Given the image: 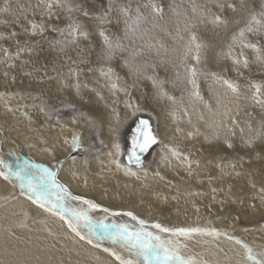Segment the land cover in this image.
Wrapping results in <instances>:
<instances>
[{"label": "bare ground", "instance_id": "1", "mask_svg": "<svg viewBox=\"0 0 264 264\" xmlns=\"http://www.w3.org/2000/svg\"><path fill=\"white\" fill-rule=\"evenodd\" d=\"M181 1L63 0L49 15L40 0H0V8H9L0 12V160L6 164L0 172L9 175H0V264H119L116 256L129 259V252L100 224L138 227L128 216L111 215L129 210L154 233V223L214 229L217 234L189 238L158 233L178 239L186 245L181 253L203 264H241L244 250L229 237L264 250V107L251 99L252 84L264 99V61L232 39L253 14L264 24V0H186L188 11L177 6ZM152 5L159 11L149 12ZM215 16L227 24L213 25ZM29 21L43 24V33L32 34ZM74 23L88 35L73 43ZM253 29L241 39L264 55V27ZM193 35L205 45L198 63ZM237 58L248 66L234 64ZM223 80L238 85V94ZM141 120L156 142L137 165L129 156ZM73 133L81 137L79 149L65 143ZM44 168L72 196L100 206L59 202L92 218L93 225L81 221L78 228L91 244L29 198L28 181ZM95 245H110L115 255Z\"/></svg>", "mask_w": 264, "mask_h": 264}, {"label": "snow or ice", "instance_id": "2", "mask_svg": "<svg viewBox=\"0 0 264 264\" xmlns=\"http://www.w3.org/2000/svg\"><path fill=\"white\" fill-rule=\"evenodd\" d=\"M40 3L45 7L48 14L51 15V9L53 8V5L58 6H65L63 3V0H40ZM219 7L223 8L224 5L221 4ZM228 8H231L235 10V5L229 3L227 5ZM153 11H159V9L156 8L155 5H152ZM24 8L20 7L19 11L21 13L24 12ZM9 11V8L7 6L0 8V12L7 13ZM121 11H125L124 9H121ZM84 15L87 16L88 13L84 12ZM261 17H264V12L260 13ZM26 19V17H25ZM210 22L213 25L219 26L221 24L226 25L227 21L222 20L220 16H215L214 19H211ZM31 27L32 34H36L37 31L40 33H43L44 25L43 24H37L33 21L28 22ZM253 24L261 25V27H264V24H262L261 20L257 19L256 15L253 14L251 17V20L249 21V24L246 29H241L239 31L238 36L234 35L232 37L233 42H236L237 39H240L241 44L245 48H252L254 49L258 55L256 56V59L259 61H264V55L260 54V49L257 48L255 44L250 43H244L243 38L245 31L252 32ZM29 29L25 28V31L27 32ZM61 34L63 35V30H61ZM69 36H72L74 39L71 42H75V37L77 35L87 37V32L83 31L81 29V26L77 23L69 25L68 30ZM100 36L104 40V44L106 46V49L108 51H111L113 48L112 42L109 40V38L104 34L103 31H101ZM13 35H15L13 33ZM190 45H194L196 55L193 57L197 63L200 60V53L201 50L205 47L202 43L197 42V38L195 35L191 37ZM119 45H117L118 47ZM191 51V47L189 48ZM20 51H23V49H20ZM229 55L231 53L229 52ZM241 57H243V53L240 54ZM241 62H243L244 67L248 66V60L246 58L241 59L237 58L233 61L234 64L239 65ZM109 72H111V69H109ZM103 74V73H102ZM190 74L192 77H195L196 70L191 69ZM215 75V74H213ZM190 83H193L195 86V80L191 79L189 81ZM223 83L227 86L228 89H230L233 93L238 94V85L234 84L233 82L229 80H223ZM115 87V85H113ZM252 88L255 89V91L252 93L251 99L256 103L259 104L261 107H264V99H261V86L258 84H252ZM43 111V109H41ZM75 122V120H74ZM146 126V122H142ZM233 123H236L235 120H233ZM243 131V130H242ZM260 133H258L259 135ZM81 137L78 133H73L72 139L66 140L65 143L69 145L70 148L73 149H79L81 147L80 143ZM156 140L154 137L151 136L150 133L145 135L144 143L140 144V150L144 151L147 149L150 144L155 143ZM249 145L252 143V140L250 139L247 141ZM229 147H232L231 144L228 145ZM117 150L119 149V145H115ZM111 155V154H110ZM173 155H176L175 152H173ZM133 156H135V153L129 156L130 162H135L137 165L140 164L139 157L136 156L135 160L133 161ZM113 163H116L117 168H120L121 165L118 161H112ZM0 166H5L6 164L4 161L0 160ZM126 175H136L135 172H132L130 169L125 170ZM0 175H3L5 179H9V175H4V173L0 172ZM18 179H22V176L20 173L15 174ZM23 186V184H22ZM27 189L29 193V198L32 199V202L34 204H38L41 208H44L45 211L52 212L54 215H59L61 220H64L65 223L68 224L71 231H73L81 240L85 239V236L81 235L78 231V228L81 226V221H83L84 227H90L93 225L92 218L87 215V212L83 209H76V208H69L64 204H60V201L66 200L68 198L81 201L83 204H86L89 206V209H98L100 206L93 203L91 200L84 199L80 196H72L71 192L68 190V188L62 184H60L55 179V173L53 171H50L49 169H42L41 175L38 180H29L27 184ZM215 191V189H213ZM55 195V201H53L52 197ZM51 204V207H46L45 204ZM59 208V212L53 211V209ZM105 213L109 212V209L104 208L102 209ZM65 214H70L71 219H67ZM111 215L118 216V215H124L131 218V220L136 221V224L138 227H134L133 225H130L128 223H113L111 225L108 224H100V230H102L108 239H110L114 244L119 245L120 248L126 250L129 252L130 258L124 259L120 256H116V259L119 261V264H203L202 261L197 260L194 257L191 256H184L180 249L182 247H185L186 245H182L180 241L172 240V239H163L161 235L158 233H167L170 236L175 237H185L189 238L193 234H201V235H213L217 234L216 231L213 230H206L198 227H165L159 223L153 224L152 227L157 229L158 232L154 233L152 231L146 230V222L144 220L139 219L132 211L127 212H111ZM90 231L94 233L96 229L94 227L90 228ZM229 239H234L237 244H239L243 248V254H242V261L241 264H264V250H261L257 252L252 246L248 245L247 243L241 241L240 239H237L235 237H229ZM88 243L91 244L92 240L88 239ZM99 246V245H95ZM105 252H109L111 255H115L114 252H111L110 249L105 248Z\"/></svg>", "mask_w": 264, "mask_h": 264}, {"label": "water", "instance_id": "3", "mask_svg": "<svg viewBox=\"0 0 264 264\" xmlns=\"http://www.w3.org/2000/svg\"><path fill=\"white\" fill-rule=\"evenodd\" d=\"M142 122H144V121H140V124H139V126H138V132H137V140H136V142H135V144L133 145V148H132V150H131V155L133 154V153H135V156H133V158H135L136 156H141L143 153H145L148 149H149V147L152 145V144H150V146H148L147 147V149L146 150H144V151H141L140 150V147H139V145L140 144H143L144 143V138H145V135L146 134H148V133H146V131H144V129H143V123Z\"/></svg>", "mask_w": 264, "mask_h": 264}, {"label": "rangeland", "instance_id": "4", "mask_svg": "<svg viewBox=\"0 0 264 264\" xmlns=\"http://www.w3.org/2000/svg\"><path fill=\"white\" fill-rule=\"evenodd\" d=\"M126 6V5H125ZM177 6H179L180 8H181V10L182 11H188L189 9H190V4H189V1L187 2L186 0L185 1H181V3L180 4H177ZM149 9V12H153V10L152 9H150V8H148ZM234 30V31H233ZM235 30H236V27L235 26H232V29H231V33H233V32H235ZM98 204H100V205H105V204H103V203H99V202H97ZM102 210V209H101ZM53 211H55V210H53ZM94 211H97V209H95ZM129 211H132V210H129ZM133 212V211H132ZM134 213V212H133ZM135 215V214H134ZM57 216H59L58 214H57ZM60 217V216H59ZM140 219V218H139ZM142 220V219H141ZM136 223V222H135ZM155 224V223H154ZM160 224V223H159ZM162 225V224H161ZM164 226V225H163ZM146 227H151L150 225L149 226H146ZM153 228V227H152ZM84 241H86V242H88V240H84ZM210 243V242H209ZM100 247V246H99ZM209 247H212L213 248V245L212 244H209ZM101 248V247H100ZM101 249H105V248H101ZM108 249H111V246L110 245H108ZM258 251V250H257ZM106 253H108V254H110L109 252H106ZM111 255V254H110ZM112 256V255H111ZM119 256V255H118ZM120 257H122V256H120ZM123 258V257H122ZM115 259V258H114ZM126 259V258H125ZM128 259V258H127Z\"/></svg>", "mask_w": 264, "mask_h": 264}]
</instances>
